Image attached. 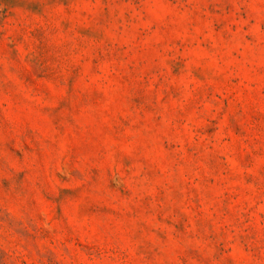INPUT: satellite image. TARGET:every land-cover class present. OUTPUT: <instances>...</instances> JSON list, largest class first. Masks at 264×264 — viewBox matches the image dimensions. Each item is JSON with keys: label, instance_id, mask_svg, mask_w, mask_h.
Returning <instances> with one entry per match:
<instances>
[{"label": "rangeland", "instance_id": "374dc122", "mask_svg": "<svg viewBox=\"0 0 264 264\" xmlns=\"http://www.w3.org/2000/svg\"><path fill=\"white\" fill-rule=\"evenodd\" d=\"M0 264H264V0H0Z\"/></svg>", "mask_w": 264, "mask_h": 264}]
</instances>
